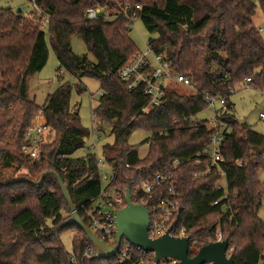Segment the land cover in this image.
<instances>
[{
    "label": "trees",
    "instance_id": "trees-1",
    "mask_svg": "<svg viewBox=\"0 0 264 264\" xmlns=\"http://www.w3.org/2000/svg\"><path fill=\"white\" fill-rule=\"evenodd\" d=\"M36 3L50 16L47 32L40 30L34 14L26 17L0 9V264H120L118 256L84 260L86 249L94 247L76 225L64 226L71 214L56 176L67 186L89 228L84 209L90 208L102 186L97 156L75 157L92 132L82 127L70 100L74 89L78 95L87 89L81 81L75 86L63 82L65 74L78 80L91 78L101 85L93 115L100 129L107 127L108 137H113L112 144L103 146L102 155L114 173L115 188L130 189L133 194L134 182H147L171 170L178 160L174 181L184 206L181 225L197 240L189 247L190 258L216 243L219 229L234 249V264H259L264 259V222L258 216L264 196V183L258 179L264 170V136L235 119L230 91L252 79V88L264 95V40L254 25L258 6L264 15V0ZM127 4L140 7L138 20L156 36L149 41L155 52H167L173 72L190 78L197 93L179 95L168 87L159 105L149 106L150 97L143 88L128 91L118 73L139 52L130 38V24L123 19L88 22L84 17L88 9L97 7L118 14ZM74 36L83 39L96 64L74 55ZM48 42L58 62L59 83L39 107L29 97V81L48 62ZM203 94L228 97L225 110L217 114L230 131L221 148L224 163L195 178L194 159L214 134L209 121L196 120L208 109ZM39 112L44 113L50 131L40 160L34 161L22 154V146ZM137 131L150 135L145 141L149 150L142 159L129 145ZM46 172L53 174L36 185ZM220 172L225 174L229 196L216 207L214 203L224 196L217 189ZM133 201L137 202L134 196ZM223 204L230 207L228 212L222 210ZM67 230L74 231L75 263L61 241Z\"/></svg>",
    "mask_w": 264,
    "mask_h": 264
},
{
    "label": "built area",
    "instance_id": "built-area-1",
    "mask_svg": "<svg viewBox=\"0 0 264 264\" xmlns=\"http://www.w3.org/2000/svg\"><path fill=\"white\" fill-rule=\"evenodd\" d=\"M33 6V14L40 24V30L47 32L50 16L43 13L37 6V0H27ZM139 6L127 4L121 8L118 14L110 15L105 8L97 7L88 9L85 12V20L95 22L99 19L113 21L117 19L126 20L132 29L136 20H138ZM119 79L127 84L129 92L137 88H143L145 93L150 97V104L159 105L160 99L163 96L164 90L170 84H174L183 89L198 90L195 88L193 81L187 76L175 74L172 70V60L167 52L156 53L150 42L147 43L146 51L138 52L118 73ZM252 88V79H246L241 85L230 91L234 94L237 89ZM203 103L215 110V116L209 121L210 126L214 130L209 143L203 151L194 159V165L197 168L194 174L195 178H203L211 173L213 168L219 167L224 163L221 155L222 144L224 143L230 127L228 124L219 121V113L222 110L216 111V105L224 108L227 101V96L214 97L208 94H203ZM146 109H144L145 111ZM94 116V115H93ZM93 129L90 139L94 142L92 150L96 151L97 142L105 137L106 130L100 129V124L97 118L93 117ZM259 118L264 120V114H260ZM196 121V120H195ZM191 122H194L191 120ZM49 127L43 112H39L33 120L32 125L27 130L22 146V154L34 161H39L41 157L42 146L47 142ZM95 155V154H94ZM98 159V158H97ZM180 162L176 160L171 170L155 175L154 178L147 182H134L132 184L131 193L138 202L136 205H145L150 212V227L149 236L152 239H158L166 234L174 238L187 239L189 245L196 244L193 233L185 226L181 225V219L184 211L181 195L174 181V172L177 170ZM108 165L105 162L98 161L99 174L103 181V169ZM221 179L225 174L220 172ZM108 178L107 186H101L99 195L92 201L90 208L85 210V220L90 224V229L107 245H114L116 242L117 227L115 223V212L122 210L126 200V192L119 190L114 186V173L111 171ZM220 179V181H221ZM219 181V182H220ZM217 183V189L224 191V196L221 200L214 203V206H220L223 201L228 199L227 186L226 188ZM103 183V182H102ZM134 202V201H133ZM222 210L228 212L230 207L223 204ZM215 242L224 241L223 234L218 229L214 236ZM136 252H141L132 245L123 241L115 256H118V263L129 264H155L154 254L143 253L136 255ZM96 256L95 250L91 247L87 248L83 259L89 260ZM71 261L76 262L74 254H71ZM161 264H179L176 260H166Z\"/></svg>",
    "mask_w": 264,
    "mask_h": 264
},
{
    "label": "rangeland",
    "instance_id": "rangeland-1",
    "mask_svg": "<svg viewBox=\"0 0 264 264\" xmlns=\"http://www.w3.org/2000/svg\"><path fill=\"white\" fill-rule=\"evenodd\" d=\"M0 9H10L14 14H22L26 17H30L33 14V6L27 0H0ZM255 27L261 31V36L264 40V15L258 6L256 16L254 18ZM130 38L137 46L140 52H145L147 43L151 39H155V35L149 34V32L145 29L141 20H136L132 26L130 32ZM49 59L45 66V68L34 77H32L29 81V97L32 101L39 107H43L47 97L55 91L58 86V62L55 56L54 51L49 44ZM71 48L74 55L79 58H87V60L96 64V59L91 55L83 41V39L79 36H74L71 42ZM81 81V84L86 87V93L82 95H78L76 90L74 89L72 92L71 100H70V108L76 109L79 113L80 122L83 128L86 130L93 129V110L98 106L100 97H101V85L99 81L91 79V78H81L77 79L75 75L65 74L63 77V82L70 83L72 86H75L77 83ZM169 89L175 91L179 95H188L190 93H197V91L183 89L179 86L174 85L173 83L169 85ZM230 103L233 105V116L235 119L243 124H246L251 128L255 133L264 136V120L259 118L260 114H264V95L255 88H244L237 89L234 94L230 97ZM222 110L218 105H216V111ZM215 116V110L212 108H208L201 115L196 117L198 121H211ZM107 133H105V137H103L100 141L97 142L96 151L92 150L94 142L89 139L86 141L85 148L78 152L75 157L82 158L87 156L88 154H95L98 158V161L104 162V158L102 155L103 146L106 144L113 143V137L109 136V129L105 127ZM150 138V135L144 131H137L133 134L129 141V145L131 147H135L138 150L139 157L144 158L149 150V145L145 144ZM111 168L107 166L103 169V186H107L109 174L111 173ZM258 179L260 182L264 183V170H261L258 173ZM219 185L226 188V180L225 177L221 179ZM260 220L264 222V196L262 199V206L258 214ZM69 215H65V218H68ZM71 218V217H70ZM74 237V231L67 230L63 232L61 235L62 244L68 254H72L73 245L72 240ZM234 249L232 247L229 248L228 256L231 257ZM264 256V252H263ZM259 264H264V259L260 261Z\"/></svg>",
    "mask_w": 264,
    "mask_h": 264
},
{
    "label": "water",
    "instance_id": "water-1",
    "mask_svg": "<svg viewBox=\"0 0 264 264\" xmlns=\"http://www.w3.org/2000/svg\"><path fill=\"white\" fill-rule=\"evenodd\" d=\"M52 174L46 172L35 184L42 185ZM56 178L71 214V219L64 226L76 225L84 233L96 251L97 260L113 258L121 243L126 241L141 252L154 254L155 264H161L166 260H176L179 264H234L233 258L228 256L230 248L228 240L205 246L194 258H190V245L187 239L174 238L169 233L158 239L150 238V212L145 205L134 204L130 189L126 192V206L115 212L116 242L114 245H107L84 223L68 193L67 186L59 176Z\"/></svg>",
    "mask_w": 264,
    "mask_h": 264
},
{
    "label": "crops",
    "instance_id": "crops-1",
    "mask_svg": "<svg viewBox=\"0 0 264 264\" xmlns=\"http://www.w3.org/2000/svg\"><path fill=\"white\" fill-rule=\"evenodd\" d=\"M33 13V12H32ZM261 32V31H260Z\"/></svg>",
    "mask_w": 264,
    "mask_h": 264
}]
</instances>
